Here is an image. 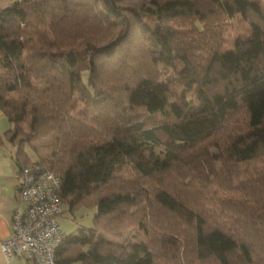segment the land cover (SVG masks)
I'll return each instance as SVG.
<instances>
[{"label": "trees", "instance_id": "1", "mask_svg": "<svg viewBox=\"0 0 264 264\" xmlns=\"http://www.w3.org/2000/svg\"><path fill=\"white\" fill-rule=\"evenodd\" d=\"M0 110L20 172L61 177L60 215L96 208L56 264H264V0H9ZM133 225L146 244L106 237Z\"/></svg>", "mask_w": 264, "mask_h": 264}, {"label": "built area", "instance_id": "2", "mask_svg": "<svg viewBox=\"0 0 264 264\" xmlns=\"http://www.w3.org/2000/svg\"><path fill=\"white\" fill-rule=\"evenodd\" d=\"M61 185V177L43 163L34 162L21 168L12 233L0 240L7 260L21 256L31 264H56L58 249L65 238L58 222L62 211Z\"/></svg>", "mask_w": 264, "mask_h": 264}, {"label": "rangeland", "instance_id": "3", "mask_svg": "<svg viewBox=\"0 0 264 264\" xmlns=\"http://www.w3.org/2000/svg\"><path fill=\"white\" fill-rule=\"evenodd\" d=\"M8 1L9 0H2L0 1V5L7 3ZM230 23L231 24L226 33V36L230 39L235 34L243 33L245 28L247 27V24H240L238 21H232ZM228 47H230V45ZM161 68L164 74L163 77L172 81L175 92L176 93L182 92L184 90V87L176 80L173 69L171 67H167L166 65L164 66V64L161 66ZM181 68H182L181 66H178V70H180ZM171 93L172 95H174V92ZM24 129H26L25 126ZM7 144L9 145V147H12V145H10L11 144L10 142H7ZM54 144H55V140L53 138V134H48L38 139L32 144L33 147H36L39 150L40 155L34 153V150L31 145H26L25 150L29 153L31 157H33L34 160H38L39 159L38 157L40 156L49 159L51 158L50 154L53 150ZM129 175L130 173L127 172V177ZM95 214H96V208L94 207L88 208L86 206H82L73 215L71 212H69L68 207L64 205L63 213L58 217V221L61 226L62 232L64 234H70L78 230L93 227ZM106 237L107 239H110L114 242H119V243L130 242L132 244L143 245L147 243L148 233L144 225L141 226L133 225L129 227L122 235V237H120L119 239L109 234Z\"/></svg>", "mask_w": 264, "mask_h": 264}, {"label": "crops", "instance_id": "4", "mask_svg": "<svg viewBox=\"0 0 264 264\" xmlns=\"http://www.w3.org/2000/svg\"><path fill=\"white\" fill-rule=\"evenodd\" d=\"M0 110V137L9 128V120ZM7 141L0 144V240L8 238L12 233V216L18 205L17 186L20 180V167L15 160L16 146H7ZM0 264H31L25 258L18 256L7 260L0 247Z\"/></svg>", "mask_w": 264, "mask_h": 264}]
</instances>
